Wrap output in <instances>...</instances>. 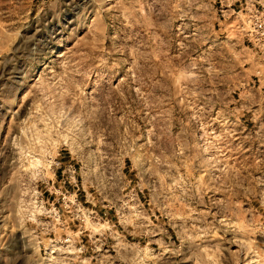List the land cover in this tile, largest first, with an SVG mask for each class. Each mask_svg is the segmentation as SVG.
<instances>
[{
  "label": "rangeland",
  "instance_id": "rangeland-1",
  "mask_svg": "<svg viewBox=\"0 0 264 264\" xmlns=\"http://www.w3.org/2000/svg\"><path fill=\"white\" fill-rule=\"evenodd\" d=\"M217 5L0 0V264H264V56Z\"/></svg>",
  "mask_w": 264,
  "mask_h": 264
},
{
  "label": "built area",
  "instance_id": "built-area-1",
  "mask_svg": "<svg viewBox=\"0 0 264 264\" xmlns=\"http://www.w3.org/2000/svg\"><path fill=\"white\" fill-rule=\"evenodd\" d=\"M243 8L247 12L244 20L246 24H241L239 29L248 38H252V42L264 56V6L254 5L253 0H247L244 1Z\"/></svg>",
  "mask_w": 264,
  "mask_h": 264
},
{
  "label": "crops",
  "instance_id": "crops-1",
  "mask_svg": "<svg viewBox=\"0 0 264 264\" xmlns=\"http://www.w3.org/2000/svg\"><path fill=\"white\" fill-rule=\"evenodd\" d=\"M244 1L247 0H216L218 2V5L216 6L219 14L221 17H225L226 14H229L236 9H241V5L243 4ZM256 3L261 4L264 6V0H253Z\"/></svg>",
  "mask_w": 264,
  "mask_h": 264
}]
</instances>
